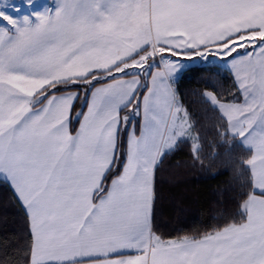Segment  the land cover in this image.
Here are the masks:
<instances>
[{"label":"snow or ice","instance_id":"6c2138e0","mask_svg":"<svg viewBox=\"0 0 264 264\" xmlns=\"http://www.w3.org/2000/svg\"><path fill=\"white\" fill-rule=\"evenodd\" d=\"M200 65L233 74L203 96L246 190L232 222L166 236L161 162L204 151L174 85ZM0 178L22 264H264V0H0Z\"/></svg>","mask_w":264,"mask_h":264},{"label":"trees","instance_id":"16d2710c","mask_svg":"<svg viewBox=\"0 0 264 264\" xmlns=\"http://www.w3.org/2000/svg\"><path fill=\"white\" fill-rule=\"evenodd\" d=\"M217 68L219 66L217 65ZM209 71L204 65L185 71L175 88L191 120L202 136L201 164H193L188 144L163 158L158 179V204L155 223L166 236L210 232L232 222L245 179L239 174L241 150L221 147L216 135L217 113L205 101L203 93L215 92L228 98L236 89L233 74L226 69ZM25 217L12 190L0 178V251H6L13 264L25 245ZM6 246V247H5Z\"/></svg>","mask_w":264,"mask_h":264},{"label":"crops","instance_id":"0c3cea01","mask_svg":"<svg viewBox=\"0 0 264 264\" xmlns=\"http://www.w3.org/2000/svg\"><path fill=\"white\" fill-rule=\"evenodd\" d=\"M174 87H175V85H174ZM2 179V178H1Z\"/></svg>","mask_w":264,"mask_h":264}]
</instances>
